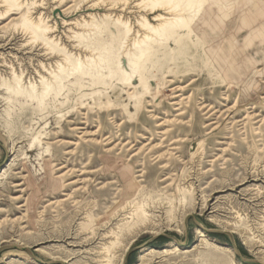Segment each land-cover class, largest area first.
I'll list each match as a JSON object with an SVG mask.
<instances>
[{"label": "rangeland", "instance_id": "1", "mask_svg": "<svg viewBox=\"0 0 264 264\" xmlns=\"http://www.w3.org/2000/svg\"><path fill=\"white\" fill-rule=\"evenodd\" d=\"M157 1L0 0V264H264L263 51Z\"/></svg>", "mask_w": 264, "mask_h": 264}, {"label": "crops", "instance_id": "2", "mask_svg": "<svg viewBox=\"0 0 264 264\" xmlns=\"http://www.w3.org/2000/svg\"><path fill=\"white\" fill-rule=\"evenodd\" d=\"M237 1L238 3L235 4L234 0H231L229 2L227 0H212L211 6L208 8V10H206L205 13V25L209 26L211 25L210 22L221 20L223 24L217 21L219 25L226 26L228 25L230 21L229 18L232 15L235 19V22L231 21L230 23L235 24L234 27L236 28L237 34H245L244 49L250 50L253 49L255 46H258L257 50L261 52L263 51L262 55L264 57V7L262 6L263 4H260V2H256L257 0H245L246 2L244 0ZM230 65L233 68L236 67L233 62H231ZM258 75H263V72L261 73V71H258L255 73L250 84L248 85L249 89L252 90L258 88L259 85L255 79Z\"/></svg>", "mask_w": 264, "mask_h": 264}, {"label": "bare ground", "instance_id": "3", "mask_svg": "<svg viewBox=\"0 0 264 264\" xmlns=\"http://www.w3.org/2000/svg\"><path fill=\"white\" fill-rule=\"evenodd\" d=\"M209 2L210 0H205V2ZM205 2L200 4L197 8L198 10L195 11V13L190 17L189 21L186 22L188 23V26L190 27L191 25H193L195 23V20L197 19V17L199 15L202 14V12L204 11L205 9ZM5 3L9 4L11 7H17L19 6V3H18V0H5ZM182 3V0H168V4L167 5H172L171 6V11H176L178 8V6H180V4ZM187 5L190 6L192 4L191 1H187ZM155 5L159 4V2L156 0V2H154ZM161 5V4H160ZM174 5L176 6V8H174ZM185 5V4H184ZM159 11V10H158ZM168 11V10H167ZM180 12H183V13H186L187 12V6L184 7L183 9L180 10ZM214 16V15H213ZM158 18L160 19H163V16H159ZM184 17H182V20H183ZM168 24H165L163 25L162 27H153L151 26L146 20L143 21V23H141V26L143 28H145L147 31L151 32V33H155V34H158L160 30L164 29ZM30 27V25H28ZM28 27V28H29ZM32 27V26H31ZM129 33V32H128ZM149 37L146 36L145 39H148ZM134 46L136 47V49L138 50L137 52V55H135L134 57H130L128 58V62H129V66L131 69L134 70V72L138 69V62L140 61L141 58H143L146 54V51L143 50V48H141V43L139 42H135L134 43ZM77 71V70H76ZM199 233V232H198ZM159 234V233H158ZM157 234V235H158ZM200 237L201 238H205V236H203L201 233H200ZM207 240H202V242H206ZM37 252L39 253H42V254H47L45 252V250L43 249H39L37 250ZM152 252V251H151ZM165 252H169V251H165ZM50 255V258L54 261H61V262H64V263H68V258L67 257H58V256H55L53 254H49ZM48 255V256H49ZM143 256L141 257V260H143Z\"/></svg>", "mask_w": 264, "mask_h": 264}]
</instances>
